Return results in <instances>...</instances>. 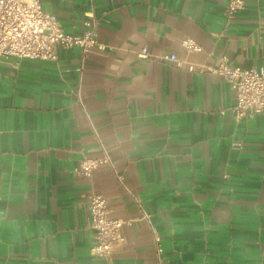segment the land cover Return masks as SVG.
I'll use <instances>...</instances> for the list:
<instances>
[{
	"label": "crops",
	"instance_id": "0c3cea01",
	"mask_svg": "<svg viewBox=\"0 0 264 264\" xmlns=\"http://www.w3.org/2000/svg\"><path fill=\"white\" fill-rule=\"evenodd\" d=\"M226 2L42 0L66 33L93 13L104 48L0 58V264H157L154 233L162 264H264V111L236 120L221 76L136 55L264 70V0ZM99 141L114 166L78 173ZM94 193L133 218L108 258L89 251Z\"/></svg>",
	"mask_w": 264,
	"mask_h": 264
},
{
	"label": "built area",
	"instance_id": "2783aa9c",
	"mask_svg": "<svg viewBox=\"0 0 264 264\" xmlns=\"http://www.w3.org/2000/svg\"><path fill=\"white\" fill-rule=\"evenodd\" d=\"M245 6L244 0H227L224 14L232 18ZM85 28L80 34L66 33L62 30L56 16L42 8V0H0V58H40L57 60L59 49L78 47L85 56L91 48H104L96 36V19L88 12L84 19ZM181 45L187 52L201 49L193 38L186 37ZM138 58H155L173 63L178 68L184 65L189 71L198 70L217 74L225 79L234 93V101L228 107L236 120L251 117L264 111V70L255 67H241L221 60L213 65H196L178 58L174 53L153 55L146 46L137 50ZM100 154L83 156L76 168L78 173L90 176L101 164L114 166V158L99 141ZM120 178V176H118ZM141 218L149 219L141 199L133 196ZM88 226L93 231V242L89 251L96 256L108 258L114 246L125 241L122 231L124 224L133 218L112 217L108 199L102 194H91L89 198ZM154 246L157 251V264H162L160 236L154 233Z\"/></svg>",
	"mask_w": 264,
	"mask_h": 264
}]
</instances>
